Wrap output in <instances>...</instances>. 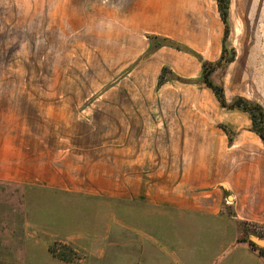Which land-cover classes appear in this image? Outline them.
<instances>
[{
    "label": "rangeland",
    "instance_id": "374dc122",
    "mask_svg": "<svg viewBox=\"0 0 264 264\" xmlns=\"http://www.w3.org/2000/svg\"><path fill=\"white\" fill-rule=\"evenodd\" d=\"M142 1L0 0V139L18 147V165L64 166L73 175L84 166V196L50 188V174L29 181L35 185L0 183V264H42L43 252L68 264L128 263L127 235L115 232L138 223L139 212L85 187L95 186L88 174L152 161L146 126L160 124L183 97L178 85L158 90L152 61L129 66L133 48L140 52L150 36L127 17ZM230 7L228 44L236 63L212 79L229 98L242 92L264 103V0H231ZM209 94L196 102L202 122L228 120L230 113ZM246 117L233 120L240 126ZM210 125L201 147L207 140L215 152L202 153L201 161L212 157L217 185L210 192L231 202L221 180L227 144ZM240 160L232 156L233 163ZM249 231L247 238L264 240V227Z\"/></svg>",
    "mask_w": 264,
    "mask_h": 264
},
{
    "label": "crops",
    "instance_id": "0c3cea01",
    "mask_svg": "<svg viewBox=\"0 0 264 264\" xmlns=\"http://www.w3.org/2000/svg\"><path fill=\"white\" fill-rule=\"evenodd\" d=\"M127 17L130 23L146 27L150 36L172 41L198 54L203 61L214 63L222 55L225 25L216 0H143L129 10ZM230 17L231 7L229 21ZM145 40L140 52L133 48L136 55L129 66L141 60L138 68L152 61L151 71L158 90L179 86L175 87L183 96L175 100L179 108H173L166 119L162 117L160 124L155 120L147 124L146 136H150L152 144L146 150L152 161H136L127 169L116 165L111 175L88 174L87 180L95 186L87 185L85 188L93 190L87 193L128 203L131 212H139L138 223L131 221L129 227H120L115 232L118 234L122 229L121 234L127 235L126 243L122 244L130 249L127 264H264V247L247 238L251 227H264V144L251 130V116L239 109L223 108L215 97L221 109L230 113L229 119L220 124L209 118L202 122L196 102L202 95L210 96L212 90L202 81L201 62L194 55L170 46L148 54L151 43L148 37ZM137 68L133 71L137 72ZM160 78L164 83L159 86ZM224 88L229 102L243 97L264 107L263 102L242 92L229 98ZM237 114L249 116L250 121L246 117L244 125L237 126L233 120ZM210 122L227 144L228 158L221 180H224L222 187L232 195L231 202L220 192H210L217 185L212 157L207 162L201 161L202 153L215 152L207 140L201 147V137L208 136L205 132L211 128ZM219 125L234 133L231 145ZM158 139L162 144H157ZM234 154L240 155V162H232ZM20 155L17 146L0 139V183L35 185L37 182L29 181L40 183L41 177L50 174V188L84 196V166L74 175L73 169L64 166L25 167L15 162L18 158L22 160ZM43 255L42 264H68L58 262L46 252Z\"/></svg>",
    "mask_w": 264,
    "mask_h": 264
},
{
    "label": "trees",
    "instance_id": "16d2710c",
    "mask_svg": "<svg viewBox=\"0 0 264 264\" xmlns=\"http://www.w3.org/2000/svg\"><path fill=\"white\" fill-rule=\"evenodd\" d=\"M216 2L221 15V19L225 25V32L222 43V47H223L222 55L216 63L203 61V59L198 54L188 49H184L172 41L156 36L148 37L151 43V47L148 54L154 52L155 50L161 48L162 46H170L194 55L202 64L203 83L206 84L212 90L220 105L228 110L239 109L248 113L251 116V121H252L251 130L258 135V137L261 139L262 143L264 144V107L259 103H257L256 101H250L243 97H235L229 102L225 96L223 83L220 82L216 84L212 79L213 78L212 76L215 73V71H218L219 69H225L227 66L235 62L237 57L236 49L231 48L228 44V39L230 36L229 14H230L231 0H216ZM166 71L167 70L164 69V73ZM174 80L182 81L177 77H174ZM163 83H164V79L160 78L159 86L162 85ZM219 127L225 132L231 145L233 142L234 133L224 125H219ZM251 245L255 247L253 243H251Z\"/></svg>",
    "mask_w": 264,
    "mask_h": 264
},
{
    "label": "water",
    "instance_id": "95a60500",
    "mask_svg": "<svg viewBox=\"0 0 264 264\" xmlns=\"http://www.w3.org/2000/svg\"><path fill=\"white\" fill-rule=\"evenodd\" d=\"M251 241L260 247H264V240H261L258 237H251Z\"/></svg>",
    "mask_w": 264,
    "mask_h": 264
}]
</instances>
